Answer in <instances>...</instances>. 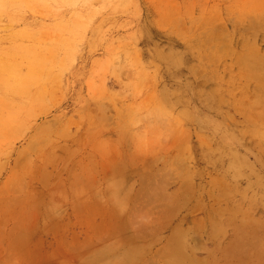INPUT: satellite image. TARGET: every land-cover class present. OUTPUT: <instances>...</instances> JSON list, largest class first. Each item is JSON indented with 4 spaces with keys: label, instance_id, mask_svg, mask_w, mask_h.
Listing matches in <instances>:
<instances>
[{
    "label": "rangeland",
    "instance_id": "rangeland-1",
    "mask_svg": "<svg viewBox=\"0 0 264 264\" xmlns=\"http://www.w3.org/2000/svg\"><path fill=\"white\" fill-rule=\"evenodd\" d=\"M0 264H264V0H0Z\"/></svg>",
    "mask_w": 264,
    "mask_h": 264
}]
</instances>
